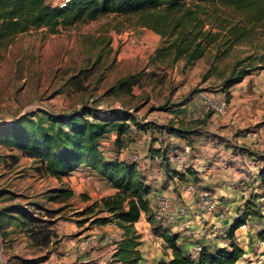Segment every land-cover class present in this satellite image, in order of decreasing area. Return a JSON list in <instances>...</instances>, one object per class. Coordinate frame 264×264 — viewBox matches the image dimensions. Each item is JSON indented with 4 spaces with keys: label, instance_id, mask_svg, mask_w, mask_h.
I'll return each instance as SVG.
<instances>
[{
    "label": "rangeland",
    "instance_id": "1",
    "mask_svg": "<svg viewBox=\"0 0 264 264\" xmlns=\"http://www.w3.org/2000/svg\"><path fill=\"white\" fill-rule=\"evenodd\" d=\"M58 1L49 0L53 4ZM159 43L157 33L133 26L124 17L114 15L62 27L56 33L32 28L14 36L0 45V124H10L21 116L33 117L47 112L66 114L83 107L96 109L102 118L112 111H128L133 114L135 124L129 120L130 130L119 140L115 133L114 138H109V150L115 153L122 145L142 139L141 127L149 123L152 126L153 121L189 125L191 121L187 119L193 118L192 114L186 115L182 107L193 96L198 97L196 115L202 116L207 110L225 115L228 105L222 111H215L206 104L223 98V80L234 64L247 57L242 65L251 62L259 69L264 67V27L255 28L248 40L236 43L226 54L211 46L204 56L188 66L182 58L173 64L168 60L158 61L154 52ZM132 74L140 76L136 84L129 89L111 90L119 79ZM180 108V114H173L174 109ZM13 155H18L17 162ZM263 163L254 165L260 168ZM35 164L31 158L21 156L15 145L0 138V207L20 203L34 209L43 221L41 224H49L50 229L54 223L52 218L57 214L67 217L79 206L72 197L62 202L49 199L58 188L57 181L53 176L41 175ZM261 184L260 178L253 186L251 182L254 189L240 195L241 202L231 212L225 211L227 216L252 205L264 217V186ZM59 186L70 187V181L63 180ZM85 206L71 215L90 218L88 214H81ZM59 207L60 211L50 216L48 210ZM249 219L247 230L237 231L243 237L240 245L249 254L236 264L264 261L263 256H258L264 245L250 230L257 222L251 223ZM21 227L23 225L16 220L0 227V264H52L54 260L49 259L48 250L54 247L56 237L50 238L47 245H38ZM222 242V246H229V239Z\"/></svg>",
    "mask_w": 264,
    "mask_h": 264
},
{
    "label": "trees",
    "instance_id": "2",
    "mask_svg": "<svg viewBox=\"0 0 264 264\" xmlns=\"http://www.w3.org/2000/svg\"><path fill=\"white\" fill-rule=\"evenodd\" d=\"M108 15L122 16L133 26L145 27L157 33L160 43L154 55L158 61L168 60L173 64L182 58L184 65L188 66L204 56L211 46L220 48L226 54L236 43L248 40L255 28L264 27V0H69L63 7L49 0H0V45L32 28H44L49 33H56L62 27ZM245 59L247 57L237 61L223 80V99L227 103L231 98L230 88L259 69L251 62L242 65ZM262 60L263 57L259 62ZM139 77L132 74L121 78L111 90L129 89L138 82ZM118 114L122 116L114 117ZM210 114L207 110L202 119L193 123H202ZM129 120L135 124L133 114L128 111H112L108 117L102 118L91 107L66 114L36 113L33 117L21 116L10 124H0V138L15 145L21 151V156L36 162L35 169L41 175L61 179L79 167L87 166L110 181L115 192L86 205L81 214L93 216L91 223L114 221L123 232L113 258L136 264L140 259L137 249L140 235L135 230V222L142 213L148 214L150 221L160 223L163 220L156 221L154 217L156 202L153 207L149 206L147 195L151 187L140 174L136 162L107 158L99 148L101 138L110 131L116 132V140L127 133L130 130ZM260 124H264V120ZM166 128L174 134L185 133L181 125ZM153 153L162 160L167 159L166 153L160 149L151 150L150 154ZM12 158L17 162L18 155ZM259 177L264 185V163ZM72 196L73 190L62 186L56 188L48 198L62 202ZM81 197L88 198L85 194H81ZM39 208L42 206L39 205ZM59 211L60 207L48 210L50 216H55ZM249 216L251 223H258L261 214L256 207L247 205L229 226L226 233L229 246H215L208 250L201 243L203 248L197 259L191 258L188 248L183 245L185 239H178L179 233L168 226L160 227L165 246L171 249V257L157 264L237 263L246 250L234 240V230ZM11 220L20 222L23 225L21 230L38 245L50 242L49 224H41L43 221L34 209L20 203L0 207V227L4 228L5 222ZM256 235L264 245V226ZM261 254L264 256V246Z\"/></svg>",
    "mask_w": 264,
    "mask_h": 264
},
{
    "label": "crops",
    "instance_id": "3",
    "mask_svg": "<svg viewBox=\"0 0 264 264\" xmlns=\"http://www.w3.org/2000/svg\"><path fill=\"white\" fill-rule=\"evenodd\" d=\"M230 94L225 115L211 113L199 124L193 122L202 119L204 114L196 115L198 97L193 96L182 107L186 115L192 114L193 117L187 119L191 121L189 125L182 126L184 135L171 133L166 128L176 127L172 122L160 124L153 121L152 126L149 123L141 129L142 139L122 145L115 153L109 150L108 144L109 138H114L116 132L110 131L101 138L99 148L105 157L136 162L140 174L151 187L147 195L150 207L155 205L158 194H165L170 202L173 215L171 221L156 223L149 220L148 214L142 213L135 222V230L140 235L137 246L140 259L136 264H157L171 257V249L166 248L160 227L168 226L173 232L179 233L178 239L185 238L183 245L188 249L194 242H200L211 250L215 246H222V239H228L223 232L234 222L233 215L236 212L227 216L225 211L234 210L241 202L240 195L258 182L261 167L254 163L264 162V124H260L264 119V67L233 85ZM174 110L173 114L176 115L182 112L181 108ZM249 123L253 124L252 127ZM156 149L164 151L167 159L162 160L155 153L150 154L151 150ZM175 157L182 160V168H179ZM55 179L58 188L63 180L70 181L69 188L74 193L72 201L75 200L79 208L70 211L67 217L60 213L52 218L54 223L50 227V238L55 236L57 239L54 247L48 250L49 259L54 260L52 264H128L113 258L123 232L114 221L97 224L91 223L93 216L79 219L71 215V212L80 211L94 200L113 194L115 188L111 182L87 166L79 167L61 179ZM189 185L192 191L187 189ZM202 189H210L218 197L215 210L206 212L207 221L217 229L211 240L198 233L200 209L197 193ZM81 194H85L87 200ZM180 207L186 209L185 214L177 213ZM220 212L226 214L224 218L219 217ZM248 218L252 220L250 216L246 220ZM190 237L195 241H190ZM254 238H257L256 235ZM261 253L259 257L263 256ZM248 254L246 251L244 256Z\"/></svg>",
    "mask_w": 264,
    "mask_h": 264
},
{
    "label": "built area",
    "instance_id": "4",
    "mask_svg": "<svg viewBox=\"0 0 264 264\" xmlns=\"http://www.w3.org/2000/svg\"><path fill=\"white\" fill-rule=\"evenodd\" d=\"M69 0H59L58 5L60 7H63L66 5V3ZM208 107L212 108L215 111H222L226 108L228 103L222 98L218 102L209 103L206 104ZM138 158V157H137ZM175 161L178 163L179 168L183 167V162L180 158L175 157ZM188 190L192 191V186L187 187ZM216 201H217V196L216 193H214L210 189H202L197 193V202L199 205L200 209V214H199V228L198 232L203 235V237L207 240H210L214 232L216 230V227L214 226L213 223L207 221L206 218V212H211L215 210L216 206ZM155 212H154V217L157 220H165V221H171L173 218V215L171 213L170 209V202L168 197L165 194H160L156 200V205H155ZM186 209L184 207H180L177 211L178 214L182 215L185 214ZM220 218H224L225 214L223 212H220L219 214ZM241 215V212H236L233 217L236 219ZM264 226V217H261L259 222L256 224V226L252 227V231L256 233L259 231L262 227ZM248 227V220H245L241 222L238 227L234 230V240L237 243H241L243 240L242 236H239L237 231H244ZM247 230V229H246ZM227 229L224 230L223 233H227ZM226 235V234H224ZM178 242V241H177ZM263 244V243H262ZM225 246V245H224ZM203 245L201 243H195L188 251L190 252L191 258L192 259H197L200 252L202 251ZM264 257V256H263ZM264 262V261H263ZM262 262V264H263Z\"/></svg>",
    "mask_w": 264,
    "mask_h": 264
}]
</instances>
